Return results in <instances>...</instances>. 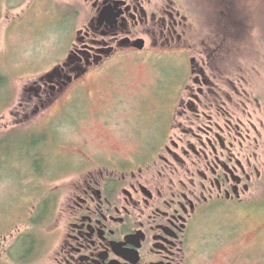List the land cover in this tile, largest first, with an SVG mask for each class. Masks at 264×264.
<instances>
[{
  "label": "flooded vegetation",
  "instance_id": "1",
  "mask_svg": "<svg viewBox=\"0 0 264 264\" xmlns=\"http://www.w3.org/2000/svg\"><path fill=\"white\" fill-rule=\"evenodd\" d=\"M79 2L69 7L77 23L67 61L27 92V113L63 103L60 128L75 130L96 109L93 96L103 91L94 82L104 75L116 79L133 65L152 81L131 95L105 86L107 128L120 146L52 163L54 199L38 228L46 238L15 237L7 224L0 260L205 264L213 257L198 236L203 219L220 212L247 221L264 200V102L254 76L230 65L222 35L211 44L200 33L204 12L185 0ZM56 133L46 144L60 151L67 142ZM244 234L234 228L230 247Z\"/></svg>",
  "mask_w": 264,
  "mask_h": 264
},
{
  "label": "rangeland",
  "instance_id": "2",
  "mask_svg": "<svg viewBox=\"0 0 264 264\" xmlns=\"http://www.w3.org/2000/svg\"><path fill=\"white\" fill-rule=\"evenodd\" d=\"M185 1L204 12L199 30L208 41L211 40V44L215 41L213 37L219 40L218 35H222L221 42L227 40L225 56L228 60L231 58L230 65L235 63L254 76L253 87L264 102V0ZM3 2L0 75L6 78L8 86L0 89V230L9 224V227L13 226L11 235L15 237L22 233V236L30 234L42 239L46 238V231L35 227L32 220L36 219L39 204L54 199L56 186L48 181V176L39 177L37 163L34 162L38 154L29 146L40 141L45 131H50L47 133L48 141L49 137L61 131L66 147L55 151L52 142L44 147L43 158L50 163L63 160L73 152L81 156V151L86 154L100 153L109 146L119 147L107 128V121L111 120L106 117L104 109L112 98V90L105 86L114 83L116 89L124 88L125 93L131 95L137 85L151 83L152 80L147 71L136 70L133 65H129L116 79L104 75L94 82L100 84L98 87L104 94L99 90L95 98L93 96L96 109H92L88 120L75 130L60 128L64 124L60 122L64 120L59 119L63 103L47 106L38 116L27 113V92L39 85L40 79L59 64L64 65L74 45L72 32L77 22L63 17L62 11L68 15L71 13L69 7L81 3L79 0ZM81 24L83 26L84 22ZM87 82L88 79H85L80 84ZM91 86H84L82 90H90ZM43 168L44 163L42 171ZM35 192L41 194L36 195ZM236 227L237 230H245V234L238 245L230 247L231 234ZM199 228V238L207 242L209 252L206 251V254L210 253L213 257L205 264H264V200L255 204L254 213L247 221L217 212L204 218ZM38 257H31L30 264H49V259L42 262L37 261ZM0 264H25V261L18 253L14 261L0 260Z\"/></svg>",
  "mask_w": 264,
  "mask_h": 264
},
{
  "label": "trees",
  "instance_id": "3",
  "mask_svg": "<svg viewBox=\"0 0 264 264\" xmlns=\"http://www.w3.org/2000/svg\"><path fill=\"white\" fill-rule=\"evenodd\" d=\"M3 1L4 0H0V18H1V13H2L3 7H4V2ZM10 3H11V0H10ZM62 14H63V17L67 16L68 19H70V18L72 19V17H74L72 13H69L67 15V13H64L62 11ZM7 86H8V84H7L6 78H4L2 75H0V89L1 88H5ZM47 142H48L47 137L46 138L41 137L40 141H37L36 143L31 144L29 147L31 148L32 151H34L35 154L36 153L38 154V156L34 158V162L37 163V167H38L37 174L42 179L45 178L46 176H48V181H50L55 176L56 171H55L54 166H53L54 164L50 163L48 161V159L44 160V158H43V156H44L43 154H44V151H45L44 147L48 145V144H46ZM43 163H44V167H45V168H43L44 171H42V169H41L43 167ZM43 189H45V187H43ZM35 194L36 195H40L41 193L38 192V193H35ZM49 209H50L49 201H46V202H44V205H41L38 208V210H36L37 211L36 219L32 220L33 225L35 227L41 228V227L44 226L43 222H44L45 216L47 215V213H49L48 212ZM34 246H35L34 241L31 238L28 241V243H27V249H26L27 252L28 251L30 252V256H32V252H33V247Z\"/></svg>",
  "mask_w": 264,
  "mask_h": 264
}]
</instances>
